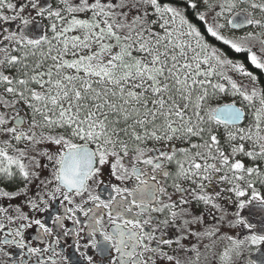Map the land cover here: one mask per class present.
Masks as SVG:
<instances>
[{
	"label": "snow or ice",
	"instance_id": "snow-or-ice-1",
	"mask_svg": "<svg viewBox=\"0 0 264 264\" xmlns=\"http://www.w3.org/2000/svg\"><path fill=\"white\" fill-rule=\"evenodd\" d=\"M261 246L264 0H0V264Z\"/></svg>",
	"mask_w": 264,
	"mask_h": 264
},
{
	"label": "flooded vegetation",
	"instance_id": "flooded-vegetation-1",
	"mask_svg": "<svg viewBox=\"0 0 264 264\" xmlns=\"http://www.w3.org/2000/svg\"><path fill=\"white\" fill-rule=\"evenodd\" d=\"M252 249L250 252H244V256L239 258L238 260V264H244V261L248 260V259H259L261 256L264 255V246H261L260 251H257L254 247L250 248Z\"/></svg>",
	"mask_w": 264,
	"mask_h": 264
},
{
	"label": "water",
	"instance_id": "water-1",
	"mask_svg": "<svg viewBox=\"0 0 264 264\" xmlns=\"http://www.w3.org/2000/svg\"><path fill=\"white\" fill-rule=\"evenodd\" d=\"M253 260H255V261H257L258 262V264H259V261H261V260H264V255L263 256H261L259 259H253Z\"/></svg>",
	"mask_w": 264,
	"mask_h": 264
},
{
	"label": "rangeland",
	"instance_id": "rangeland-1",
	"mask_svg": "<svg viewBox=\"0 0 264 264\" xmlns=\"http://www.w3.org/2000/svg\"><path fill=\"white\" fill-rule=\"evenodd\" d=\"M251 250H252V249L249 248V249L246 250V252H250Z\"/></svg>",
	"mask_w": 264,
	"mask_h": 264
}]
</instances>
